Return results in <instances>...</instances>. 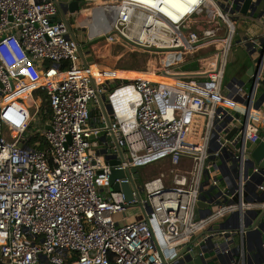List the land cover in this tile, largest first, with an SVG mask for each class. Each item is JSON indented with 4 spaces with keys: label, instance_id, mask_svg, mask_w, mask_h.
Instances as JSON below:
<instances>
[{
    "label": "built area",
    "instance_id": "built-area-1",
    "mask_svg": "<svg viewBox=\"0 0 264 264\" xmlns=\"http://www.w3.org/2000/svg\"><path fill=\"white\" fill-rule=\"evenodd\" d=\"M55 1L0 0V264H179L196 250L206 264H264V242L249 236L264 229V168L251 158L262 141L254 122L264 123V28L250 18L262 0L245 16V0H197L185 13L168 0H86L76 25L157 56L147 73L168 79L120 77L112 90L84 63L69 35L75 16L62 20ZM196 15L217 27L190 29ZM254 16L264 24V7ZM245 24L255 32H240ZM235 42L254 63L249 91L239 79L224 84ZM207 49L205 72L175 68ZM39 90L51 119L30 132ZM119 90H129L128 116L112 103L109 127L91 126L99 96ZM103 132L125 148L117 168L130 175L116 183L134 182L132 202L112 190L115 167L92 150ZM161 161L170 169L151 180L130 172Z\"/></svg>",
    "mask_w": 264,
    "mask_h": 264
},
{
    "label": "rangeland",
    "instance_id": "rangeland-1",
    "mask_svg": "<svg viewBox=\"0 0 264 264\" xmlns=\"http://www.w3.org/2000/svg\"><path fill=\"white\" fill-rule=\"evenodd\" d=\"M76 22H77V17L75 16L71 20V24H75ZM189 23L190 24H188V26L190 27V29L197 30L201 34H203L204 31L207 30L209 26L215 27L212 23H210V20H208V18L204 15L195 16L193 20H191ZM215 23H217V20ZM74 33L78 38L77 30L74 29ZM82 33H84L83 35H85V37L83 38L85 39V41L82 40V44H86V43L89 44L88 51H90L91 57L92 58L96 57L99 60L98 63L100 64L101 63L107 64L105 66L104 65H99V66L107 67V68H111V67L118 69L120 68V70L122 71H124L125 69L129 70L128 68H131L132 70L141 68L143 70L141 71L143 73H140V71H129V73L126 74L124 73V77L137 78L140 76L148 75L147 70L150 68L152 62H156L159 60V58H157V56L155 55L148 56L146 53L133 51V47L131 45L129 46L126 43H122V44L117 43L118 45H116V43L115 44L106 43L105 40H103L102 38L93 39L91 37L90 30L87 26L82 27ZM124 45L130 47V49L126 48ZM213 51H214L213 49L204 50L198 55H196L195 58L190 57L186 60L185 63L180 64L175 68L182 72H187V71H191L193 73H199L202 71L205 72L207 70V66L211 67L210 59L212 55L211 56L209 55ZM248 62L249 60L247 59L246 52L243 49H241V47H238L235 42L229 55L226 73H225V79L232 80L237 74H239L242 71L243 64L246 65ZM112 85L113 87H115V83ZM103 99L104 102L107 103V95H103ZM27 105H29V103ZM37 128H38L37 122H34L31 126L30 132H34ZM170 167L171 165L168 161L165 162L161 161L154 164H149L140 169V172L142 173L144 172L145 175L141 176V179L139 181L145 182L146 180H151L157 177L160 173L169 170ZM128 214L129 215L131 214V210H128ZM215 258H216V254L210 252L209 254H207L206 261L210 263L213 262L214 261L213 259Z\"/></svg>",
    "mask_w": 264,
    "mask_h": 264
},
{
    "label": "water",
    "instance_id": "water-1",
    "mask_svg": "<svg viewBox=\"0 0 264 264\" xmlns=\"http://www.w3.org/2000/svg\"><path fill=\"white\" fill-rule=\"evenodd\" d=\"M241 1L242 0H234L236 5H238ZM251 2H252V0H245L243 2L242 7H241V15H243V16L246 15V13L248 12V10L251 6ZM55 3L59 9V15L62 18V20H64V21H67L68 16L79 15L82 11V8H83L82 4L79 0H69L68 3H60L58 1H55ZM262 7H264V0H262L261 3H259L258 7L256 8L255 13H258ZM255 13L252 14V17L250 19L264 28V24H262L256 20V18L254 16ZM69 35L72 38L76 39L74 31L70 27H69ZM253 73H254V67L252 66L249 68L248 74L253 75ZM237 80H238L237 78H233L232 80L225 79L224 84L231 86V84L237 82ZM121 84H122V81L118 79L117 85L119 86ZM99 103H100V106H101V109H102L104 115L107 116L111 112V109L113 107L111 99L107 98V103H105L104 100L102 99V97L99 96ZM254 123L260 129V131L262 133V141L258 145H255L252 148L251 158L254 161L255 165L264 168V123H260L258 121L257 122L255 121ZM47 129L52 130L51 127H49V126L47 127ZM117 153L120 155V160L115 162L113 160V157ZM124 153H125V148H119L115 142H112V143H110V145L108 146L106 151H104L103 156H104V159L106 160V162L110 166L115 167L112 170V176L110 179L112 190L116 191V192H122L125 196L126 201L132 202L134 200V196H133L134 182L132 181V182L127 183V184L116 183V180L126 178V173L128 175H130L129 172H127L123 169L117 168V166H119L125 160L124 159ZM130 172H131V174H133V177L135 179H140L139 169L133 168V169H131ZM138 206H141V205H138ZM202 206H203L202 204H199V207H202ZM146 207L148 208V210H150L149 203L146 204ZM263 216H264V214H261L259 220L263 219ZM226 226H227V223H223L220 226H215L214 229L215 230L224 229ZM250 235L253 237H258V239L260 240L261 243L264 242V229L258 230L257 232L250 233L249 236ZM196 253L199 255L200 251L196 250V251L192 252V260L191 261L187 262V261L183 260L179 264H206L201 257L196 256ZM92 255H94V253Z\"/></svg>",
    "mask_w": 264,
    "mask_h": 264
},
{
    "label": "crops",
    "instance_id": "crops-1",
    "mask_svg": "<svg viewBox=\"0 0 264 264\" xmlns=\"http://www.w3.org/2000/svg\"><path fill=\"white\" fill-rule=\"evenodd\" d=\"M56 1H58L60 3H68L69 0H56ZM79 1L81 2L82 7H84L86 3H84L82 0H79ZM179 10L181 12H184L185 11V7H182ZM196 16H201V15H196ZM194 17H191L187 24H190L189 22L191 20H193ZM72 19L73 18H71V20ZM210 23H213V21L210 20ZM213 24L215 26H217V24H215V23H213ZM72 28H73V31H74V29L77 30L78 38L76 37V35H75V37L81 43L82 50H83V55H84L83 61L86 64V66H91L92 67V72H93L94 69H97V71H98L97 76L112 75V77H106L105 79H103L101 81H104V80L107 79L106 82H105L107 84V88L110 89V90L116 88V86H118L117 85V80L120 77H124V73L125 74L129 73V71L128 70H124V71H122V70H113L111 68L99 66V65H104L105 66L107 64L98 63L99 60L96 57L92 58L90 51H88V48H89L88 45L89 44H87V43L86 44H82V40L85 41V39H83L85 37V35H83L84 33H82V26L73 24ZM208 28H210V26ZM246 28H249L248 30H249V32L251 34L254 33L255 30H256L255 27H252V26L247 27L246 24L243 25V28H241V25L239 26L240 32L243 31ZM100 31H103V29H101ZM79 38H80V40H79ZM116 45H118V44L116 43ZM237 46L241 47V49H243L246 52L247 59L249 60V62L246 65L243 64L242 71L239 74H237L234 78H237L241 82H243L245 84V89L249 91L252 88L253 79H252L251 75L248 74V72H249V68L254 66V63H253L252 59L250 58L249 54L247 53L246 49L243 46H240V45H237ZM195 56H193L192 58H195ZM147 74H149V73H147ZM119 80H121V79H119ZM164 80L168 81V79H165V78H164ZM111 82L115 83V87H113V85H112L114 83H111ZM110 90H108V91H110ZM102 99H103V97H102ZM257 101L259 102V105H261L264 108V79H263V83L261 85V88L259 89V91L257 93ZM0 105H1V102H0ZM112 112L114 113V107H112L111 112L106 116V115H104V113H103V111L101 109L100 103L96 104V105L94 104L92 106V117H91L90 125L93 126V127H99V128H103V129L106 128V127H109L110 123L112 121H114V115H113ZM39 122L40 121H38L37 126L41 127L42 124H40ZM114 140H115V138L113 136L108 135L106 132H103V133H101L99 135V137L94 138L92 140V150L95 153V155L100 156L102 158L104 151H106V149L108 148L110 143L114 142ZM113 160L115 162L120 160V155L117 153L113 157ZM143 175H145V173L144 172L143 173L140 172V178ZM262 255L264 256V250L263 249H262Z\"/></svg>",
    "mask_w": 264,
    "mask_h": 264
},
{
    "label": "bare ground",
    "instance_id": "bare-ground-1",
    "mask_svg": "<svg viewBox=\"0 0 264 264\" xmlns=\"http://www.w3.org/2000/svg\"><path fill=\"white\" fill-rule=\"evenodd\" d=\"M142 1V0H139ZM142 2L149 4V5H156L157 1L156 0H143ZM168 2L170 3L169 5H173L175 7V9H177L179 12H181L178 8H182L185 7V11L181 12V13H185L191 9H193V5H191V3H197V0H168ZM158 5V4H157ZM164 11L167 12L168 14L172 15L175 19L179 18V15H177L176 13H172V11H170L169 7L165 6ZM94 75H96V79L97 82H102L101 80L105 79L106 77H112V75H102V76H97V69L93 70ZM138 78H147V79H151L154 81H166L164 80V78L158 77L156 75H144V76H140L134 79H138ZM129 90H119L117 91L111 98V101L113 103V105L118 109V112L121 114L123 113V115L126 117L128 116V111L125 108L126 103L128 101V98L130 97L129 95ZM131 114V113H129Z\"/></svg>",
    "mask_w": 264,
    "mask_h": 264
},
{
    "label": "trees",
    "instance_id": "trees-1",
    "mask_svg": "<svg viewBox=\"0 0 264 264\" xmlns=\"http://www.w3.org/2000/svg\"><path fill=\"white\" fill-rule=\"evenodd\" d=\"M84 3H86V0H82ZM148 60V59H147ZM145 62V60H144ZM112 68V67H111ZM114 70H120L118 68H112ZM128 71H143L141 68H137L136 70H132L131 68H128ZM131 69V70H130ZM134 69V68H133ZM127 70V69H125ZM149 70V69H148ZM36 100H42L44 103L43 105V110L41 111L40 115H39V123L43 125H45L47 122L50 121L51 119V112L49 110V105H48V100H47V96L45 95V93L41 90L36 92ZM42 149L46 150V152H48V156L49 158L51 157L50 151L48 150L47 146L44 144L42 145Z\"/></svg>",
    "mask_w": 264,
    "mask_h": 264
}]
</instances>
